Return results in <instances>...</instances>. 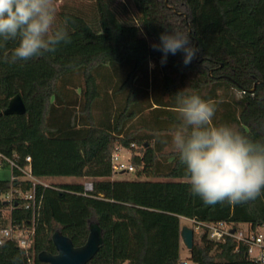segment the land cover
Instances as JSON below:
<instances>
[{
	"label": "trees",
	"instance_id": "trees-1",
	"mask_svg": "<svg viewBox=\"0 0 264 264\" xmlns=\"http://www.w3.org/2000/svg\"><path fill=\"white\" fill-rule=\"evenodd\" d=\"M58 2L57 22L67 20L70 43L15 63L5 62L3 52L16 42L0 49V153L20 168L30 165L37 178L94 179L93 190L82 183L37 185L43 200L32 245L25 250L5 241L0 264H47L39 254H56V232L81 247L92 225L103 241L88 264H180L182 218L262 227L264 189L245 203L206 204L191 193L178 154L167 149L180 91L215 104L213 125L264 142V0ZM165 31L187 34L199 57L185 66L182 52L169 53L162 64L163 53L152 45ZM17 95L26 113L3 114ZM120 149L133 152L137 180H112V156ZM13 175L23 173L15 168ZM13 188L28 191L31 183L0 180V230L9 227L2 212L10 208L14 227L33 222L22 201L3 199ZM187 260L262 264L245 244L207 233Z\"/></svg>",
	"mask_w": 264,
	"mask_h": 264
},
{
	"label": "clouds",
	"instance_id": "clouds-1",
	"mask_svg": "<svg viewBox=\"0 0 264 264\" xmlns=\"http://www.w3.org/2000/svg\"><path fill=\"white\" fill-rule=\"evenodd\" d=\"M67 20L57 22L56 0H0V49L9 41L16 46L3 52L5 62L28 61L71 42ZM140 25H137L139 27ZM152 47L163 53L182 52L187 66L199 49L181 32L165 31ZM178 123L168 135L193 195L206 204L245 203L264 189V142H253L233 126L213 125L216 106L198 94H176ZM167 142V141H165Z\"/></svg>",
	"mask_w": 264,
	"mask_h": 264
},
{
	"label": "built area",
	"instance_id": "built-area-1",
	"mask_svg": "<svg viewBox=\"0 0 264 264\" xmlns=\"http://www.w3.org/2000/svg\"><path fill=\"white\" fill-rule=\"evenodd\" d=\"M26 160L27 162L31 163V157H27ZM112 165L115 174L119 172L122 173L123 171L125 172L126 170V167L119 162L118 152L113 154L112 156ZM5 166H10L12 170L18 168L23 173L21 177L13 175V180H23L29 181L31 183V189L28 191L13 188L8 194V201H22L24 207L32 213L33 222L31 227L19 230L17 227H14L10 218L12 208H10L9 210V216H5L2 212L3 217L9 220V227L0 230V245L7 240H15L20 248L28 250L33 242V237L35 234V223L38 215L40 214L43 200V196L37 193V185H43L44 187H48L50 185L42 183L40 181L41 178L35 177L32 174L30 165L25 168H20L16 165L15 162L0 153V169L4 168ZM133 170L134 167L130 165L128 167V171ZM92 190L93 184L85 185V191L90 192ZM191 221H193L194 225L197 228L205 229V233H207L209 237L215 241H221L226 237H231L238 244H245L248 247L249 257L251 259H254L256 262L264 264V224L257 231H252L250 228L248 231H242L239 227L236 228L234 225L226 222L199 223L194 220ZM180 264H189V261L187 259H183Z\"/></svg>",
	"mask_w": 264,
	"mask_h": 264
},
{
	"label": "water",
	"instance_id": "water-1",
	"mask_svg": "<svg viewBox=\"0 0 264 264\" xmlns=\"http://www.w3.org/2000/svg\"><path fill=\"white\" fill-rule=\"evenodd\" d=\"M199 54H197V58ZM257 81L253 89L249 92H254L257 85L261 84ZM26 113V106L20 95L15 96L9 102L7 109L3 112L5 115H23ZM124 173V171H123ZM181 239L184 246L190 252L195 243L194 229L184 226L181 231ZM56 254L50 252H42L39 254V260L47 264H88L94 256L98 253L102 244V232L98 225H92L88 240L85 245L75 247L72 240L56 232L52 237Z\"/></svg>",
	"mask_w": 264,
	"mask_h": 264
},
{
	"label": "rangeland",
	"instance_id": "rangeland-1",
	"mask_svg": "<svg viewBox=\"0 0 264 264\" xmlns=\"http://www.w3.org/2000/svg\"><path fill=\"white\" fill-rule=\"evenodd\" d=\"M123 0H117V2H122ZM57 5V10L60 8V6L62 5L61 2L56 3ZM151 67L154 68L155 64L151 63ZM238 96L241 95V93H237ZM172 149V147L167 149V152H170ZM119 162L122 163L125 167L126 170L125 172L121 173H117L113 176V180H137V168L135 166L133 171H128V167L130 165H132L131 163V158L133 156V152L131 150H127V149H120L119 152ZM13 177V170L10 166H5L4 168L0 169V180H11ZM40 181L42 183H45L47 185H53V184H59V183H82L84 185L86 184H93L94 179L91 178H76V177H58V178H41ZM3 199L5 201H8L9 199V195H5L3 197ZM3 214L5 216H9V210L3 211ZM181 225L182 227L184 226H188L192 229H194L195 231V242L197 243L200 239V236L205 233V229L203 228H197L193 221L188 220L186 218H182L181 219ZM240 230L242 231H248L249 227L246 225H241ZM182 254V259H187L189 257V251L187 250V248L184 246L183 244V248L181 251ZM189 264H194L192 262H189Z\"/></svg>",
	"mask_w": 264,
	"mask_h": 264
},
{
	"label": "crops",
	"instance_id": "crops-1",
	"mask_svg": "<svg viewBox=\"0 0 264 264\" xmlns=\"http://www.w3.org/2000/svg\"><path fill=\"white\" fill-rule=\"evenodd\" d=\"M113 179H114V178H113ZM113 179H112V180H113ZM240 226H241V225H240ZM246 226H248V227L250 228V226H249V225H246Z\"/></svg>",
	"mask_w": 264,
	"mask_h": 264
}]
</instances>
